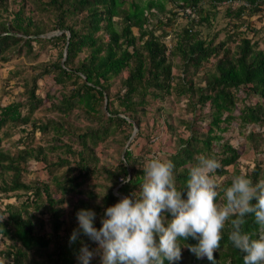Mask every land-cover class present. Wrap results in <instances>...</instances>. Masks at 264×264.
<instances>
[{
	"label": "trees",
	"instance_id": "obj_1",
	"mask_svg": "<svg viewBox=\"0 0 264 264\" xmlns=\"http://www.w3.org/2000/svg\"><path fill=\"white\" fill-rule=\"evenodd\" d=\"M177 1L175 8L180 12L190 8L200 13V0ZM225 1L240 4L226 13L235 22L223 41L216 42V34L208 41L201 39L192 23L183 29L174 47L167 49L162 42L166 33L158 36L144 28L153 16L151 9H163L152 0L145 5L132 0L127 9L124 0H19L15 11L10 10L9 0H0V63L36 57L44 46L60 43L66 54L64 57L60 52L57 61L34 68L28 79H21L22 92L17 99L0 104V218L7 216L0 222V239L7 245L3 256L8 264H79L81 242L90 251L95 249L97 244L82 234L69 243L78 228L76 213L80 209L94 211V226L99 229L105 209L137 190L145 157L134 155L129 147L143 137L147 139L145 146L152 145L146 122L149 99L164 100L175 91L194 116L205 113L206 125L185 123V136L166 120L156 124L159 129L152 128L154 139L162 129L176 138L175 149L166 159L175 165L179 188H185L189 168L202 154L220 160L222 167L214 175H231L218 184L221 196L233 175L242 172L238 165L241 154L223 134L236 118L240 127L264 126V52L246 33L247 18L261 12L264 0L213 3ZM175 13L178 11L173 16ZM114 18L121 22L120 30ZM198 21L209 25L207 17ZM133 29L138 30V37ZM48 32L59 34L46 37ZM100 33L108 36L106 42ZM138 40L143 41L140 47ZM84 50L86 56L76 63ZM175 67L182 75L176 77L173 87ZM190 69L203 70L200 83L188 76ZM123 73L120 90L111 95L112 80ZM48 78L57 88L41 96L37 93L39 84ZM240 90L245 97L254 95L258 100L243 105L235 115ZM41 108L55 113L56 119L37 117L35 113ZM74 115L91 124L72 125L68 120ZM125 127L136 129V133L133 135L134 129L124 131ZM36 134H40L38 140ZM116 136L117 163L100 164L94 150ZM246 138L254 150L262 135L249 132ZM32 163L43 166L44 180L27 179ZM246 172L254 182L264 179V163L256 162ZM124 178L133 181L122 183ZM246 220L244 230L257 232L254 218ZM229 232L230 224L214 253V264H243L244 254L232 246ZM186 243L197 241L189 238ZM182 254L176 264H213L206 257L198 259L187 248ZM90 264H100V259Z\"/></svg>",
	"mask_w": 264,
	"mask_h": 264
},
{
	"label": "clouds",
	"instance_id": "obj_2",
	"mask_svg": "<svg viewBox=\"0 0 264 264\" xmlns=\"http://www.w3.org/2000/svg\"><path fill=\"white\" fill-rule=\"evenodd\" d=\"M221 167L215 155H200L181 189L172 160L150 159L137 190L105 209L99 229L94 226V211H77L78 228L69 243L82 234L98 245L90 251L81 242L79 264H90L96 255L100 264H176L184 248L214 264V253L229 224L228 239L244 254L243 264H264V179L254 182L247 172L234 174L221 196L214 175ZM132 181L122 179V183ZM248 216L254 218L257 232L244 230ZM189 238L197 243H186ZM0 264H8L7 257H0Z\"/></svg>",
	"mask_w": 264,
	"mask_h": 264
},
{
	"label": "rangeland",
	"instance_id": "obj_3",
	"mask_svg": "<svg viewBox=\"0 0 264 264\" xmlns=\"http://www.w3.org/2000/svg\"><path fill=\"white\" fill-rule=\"evenodd\" d=\"M124 1L125 4L123 7L127 9L128 4L132 0ZM148 1L150 0H134V2L138 3L139 5H145ZM152 1L157 4H162L163 9L159 10L156 6L152 8L151 13L153 14V16L149 18V24L145 25L144 28H146L147 30L152 29L154 34L158 36H161L162 32L166 33V36L162 38V42L164 43V45H166L167 49L174 47V45L179 39V36H182L183 29L185 27H189V25L192 23L196 25L195 27H193V31L197 30L201 39L208 41L209 39L213 38L214 34H216V42H221L227 37V33L230 32L231 23L235 22L232 17L226 16V13H230V11L235 10L234 8L237 6H231L230 3L226 1L221 3H213L214 0H200V13H198L199 10H196L193 16H187L184 14V12H180L179 9L175 8V5L179 2L177 0ZM18 3L19 0H9L10 10L15 11L18 7ZM235 4L239 5L240 3L236 2ZM175 10L178 11V13H175V16H173ZM260 10L261 12L253 14L250 18H247L250 20V22H248V29L246 30V33H248L247 37L251 39L253 43L257 44V48L264 52V4L260 6ZM199 17H207L209 20V25H207L206 23H202L201 21L199 22ZM168 19L169 21H167ZM114 22L116 29L120 30L121 22L116 18H114ZM58 34V32H48L46 37H53ZM133 34L138 37V30L133 29ZM100 35L101 39L104 42L108 40V36L106 34L100 33ZM142 42L143 41L138 40L136 43L137 46L140 47L142 45ZM129 51H131V48H129ZM60 52L64 54V48L61 43L55 45H46L37 53L38 56L36 57L22 56L20 58L10 60L7 63H0V104L9 103L12 100H16L19 93L22 92L23 82L21 79H28V76H30V74H32V72L34 71L33 69L37 66L39 68L42 63L50 64L57 61L58 54H60ZM86 54L87 53L85 52V50L81 54H79L76 59V63L78 61H81L86 56ZM176 63L177 60L174 62V64ZM172 72L173 76L175 77V81L173 82L174 87L177 83L176 77L181 76L182 72L179 67L178 69L177 67H175ZM202 72L203 70L195 71L194 69H190L188 76L192 78L193 82L200 83L199 78H201ZM124 76L125 73L112 80V86L110 88L111 95H114L116 91L120 90V81L124 78ZM39 85L40 89L39 91H37V93H39L41 96H44L46 91L54 93L55 88H57L54 87L53 81L49 78L45 81H41ZM244 95L245 94L242 90L237 92L238 100L236 104L237 107L234 112L235 115L238 113L239 109L243 105H252L255 104L258 100V98L254 95H250L248 97H245ZM46 106H49V103H47ZM48 111L49 110H44V108H41L36 111L35 114L41 119H43L44 117L56 119V114ZM196 115L197 116H194L193 113L188 110V108L185 106V101H181L179 100V98H177L175 91L172 93V95L168 97L166 96L164 100L149 99V105L146 111V122H148L147 136H149L148 139L150 138V142L152 143V145L145 146L147 139L143 137L142 139L140 138L139 140L133 142L130 145L129 149L134 155L145 157L144 165L152 158L166 159L167 154L172 153L175 149L176 138L173 133L167 134L162 129L157 135L158 139H154L155 137H151L152 128L156 127L160 123V119L161 121L166 120L170 122V124L174 127L175 130H177V133H180L181 135L185 136V132H188L187 130H185V123L195 121L196 125L199 127H203L204 125H206L204 111L197 112ZM68 121H70L72 125L76 126L82 123L86 126L91 124V122H88L83 117L78 115L71 116ZM154 121L155 123H153ZM239 124V119L236 118L232 123H230L227 131H225V133L223 134V137L241 154V157L238 160V165L241 167V171L246 172L253 167L254 163H264V126L248 125L245 127H240ZM92 126H95V124H93ZM156 128L159 129V127ZM133 129L134 128L125 127L124 131L131 133V130ZM203 129L204 128H201L202 131ZM249 132L262 135V138L257 144V149L253 150L252 144L246 138ZM135 133L136 129H134L133 135ZM117 134L119 135V133ZM36 137L38 140L40 134H36ZM116 138H108L106 142L99 144L98 147L94 150L96 156L99 157L100 164L115 165L117 163L119 154L116 152L115 146L117 143L116 141H118L119 139V136H116ZM13 139H17V136H15ZM73 140L74 146L76 147V137H73ZM46 141L47 140L42 139V142ZM56 153L57 152L52 155L53 158L56 156ZM228 169L231 171L232 167ZM29 171L30 174L27 177L28 180H33L37 178L41 181L44 180L46 177L42 165H34L32 163ZM230 178L231 175L218 177L217 183L221 184ZM2 241L3 240L0 239V257H5L3 256V251L5 248H7V245L6 242ZM97 247L98 245H96L95 249ZM96 259H100L99 255L94 256L92 260Z\"/></svg>",
	"mask_w": 264,
	"mask_h": 264
},
{
	"label": "built area",
	"instance_id": "obj_4",
	"mask_svg": "<svg viewBox=\"0 0 264 264\" xmlns=\"http://www.w3.org/2000/svg\"><path fill=\"white\" fill-rule=\"evenodd\" d=\"M227 2L230 3L231 6H237V7L239 6V5H236L235 2H233V1H227ZM182 12H184V14L187 16H193L194 15V12L190 8H186Z\"/></svg>",
	"mask_w": 264,
	"mask_h": 264
},
{
	"label": "water",
	"instance_id": "obj_5",
	"mask_svg": "<svg viewBox=\"0 0 264 264\" xmlns=\"http://www.w3.org/2000/svg\"><path fill=\"white\" fill-rule=\"evenodd\" d=\"M66 56V54L64 53V57Z\"/></svg>",
	"mask_w": 264,
	"mask_h": 264
}]
</instances>
